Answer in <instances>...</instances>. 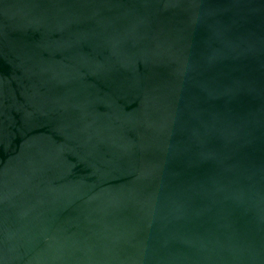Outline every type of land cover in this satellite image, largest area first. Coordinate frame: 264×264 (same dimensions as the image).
<instances>
[{
  "label": "water",
  "instance_id": "obj_1",
  "mask_svg": "<svg viewBox=\"0 0 264 264\" xmlns=\"http://www.w3.org/2000/svg\"><path fill=\"white\" fill-rule=\"evenodd\" d=\"M0 264H264V0H0Z\"/></svg>",
  "mask_w": 264,
  "mask_h": 264
}]
</instances>
